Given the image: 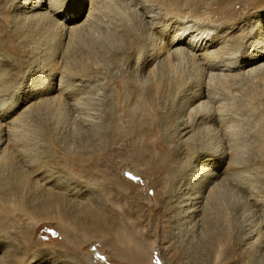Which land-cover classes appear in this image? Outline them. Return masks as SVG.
<instances>
[{"label": "rangeland", "instance_id": "1", "mask_svg": "<svg viewBox=\"0 0 264 264\" xmlns=\"http://www.w3.org/2000/svg\"><path fill=\"white\" fill-rule=\"evenodd\" d=\"M96 5L78 50L69 55L67 39L52 33L45 17L21 13L19 0H0V103L18 106L12 110L20 114L13 130L24 149L13 173L18 180L25 160L43 165L61 183L43 194L31 182L21 186L11 179L8 185L0 179V264H251L256 258L242 254L245 245L240 244L241 254L232 247L239 225L258 224L260 210L248 207L238 213L246 197L224 185L213 199H204L202 217L190 222L180 211L185 202L179 201L188 194L180 189L187 178L178 168L194 147L218 154L225 132L193 115L220 106L222 114H229L235 160L245 165L240 176L264 209V75L243 74L249 67H242L229 76L216 71L206 78L192 53L161 57L148 67L150 72L146 68L148 73L141 65L163 33L171 37L186 23L224 32L229 40L214 48L221 52L218 60L241 61L264 33V0H99ZM75 73L83 80L78 82ZM48 77L81 84L75 102L34 106L40 101L29 96L34 83ZM185 77L210 85L221 102L209 103L206 111L198 102L186 112H174L186 95L178 88ZM150 79L166 82L169 92L146 107L153 136L136 139L129 114L142 97L131 99L128 90L133 85L146 89ZM194 117L193 131L180 139L178 124ZM0 136V141L6 137ZM135 141L145 150L137 151ZM149 156L155 157L156 167L148 164ZM16 202L24 203L28 213ZM59 212L67 219L66 228L57 221Z\"/></svg>", "mask_w": 264, "mask_h": 264}, {"label": "bare ground", "instance_id": "2", "mask_svg": "<svg viewBox=\"0 0 264 264\" xmlns=\"http://www.w3.org/2000/svg\"><path fill=\"white\" fill-rule=\"evenodd\" d=\"M97 1L99 2V0H66L64 2L63 1L62 2H55L53 0H19V6L17 8H18V10H20L21 13H24L25 15L33 16V15H39L40 14L41 16L40 15L39 16L41 18H42V16L45 17L44 21L47 22V24H45V25H49V26L54 28L55 32L53 31L52 33L58 34L63 39H67V42L70 45V46L68 45L69 46L68 53H69V55H71L76 50H78L79 44H80L82 36H83L82 33L84 32L85 29H87V27L89 26V24L92 21V18L95 16V9L97 8L95 6H97L96 5V3H98ZM105 4H107V2ZM220 4H222V3H220ZM223 4H225V3H223ZM220 7H221V5H220ZM223 7L225 8V6H223ZM226 8H227V6H226ZM224 11L225 10H223V12ZM34 17H36V16H34ZM179 25H180V23L178 24V26ZM180 27H181V30H178V31H181V32L177 33V31H176L177 34L175 33V35H172L171 37L168 33H163L161 35L162 42L159 39L157 41V44L155 45V47H153V49L150 51L148 50V52H150L149 58H147L146 61L144 60L143 65H141V66H143L142 67L143 71H146V68L151 66L153 63L155 64L157 59H158L157 61H159V58H161V57L163 59H165L168 55H172V56L177 57L176 55L180 56L181 54H187V56H190L189 53L190 54L192 53L193 59L199 64V66L201 67L200 70L203 72V75H205L206 78L208 75H209V77L211 75L214 76V73L216 71L217 72H219V71L225 72L229 76V74H231V72L232 73H233V71L238 72L236 70L240 69L242 67L243 68L249 67L247 72H244L243 74L252 75V76L253 75H261V74L264 75V33L261 37V40H259V41L256 40L257 43L255 42L256 45L253 46L254 47L253 50L250 51L243 58H241V61L234 60V59L232 61H230V60L227 61V59L226 60H220V59L218 60V56L220 55L221 52H219V50L214 49L218 43H220V45H222L221 43L228 42L227 39L229 40V38L225 34H223L224 32L221 33L222 31L217 30V29L214 32H212V31H210V29H206L205 26H204L205 29H202L203 26H201L202 28L200 27L201 29H199L197 27L194 28L195 25L193 27V25H191V23H189V24L186 23L185 25L182 24V25H180ZM165 31H166V29H165ZM173 33H171V34H173ZM165 37H167V39H165ZM224 46L222 45V48ZM218 47H216V48H218ZM227 56H229V55H227ZM224 57H226V56H224ZM231 59H232V57H231ZM65 63H67V62H65ZM65 65H67V64H65ZM71 67H72V64H71ZM62 69H63V67H62ZM141 69H140V71H141ZM198 69H199V67H198ZM148 70H149V72L151 71L150 68H148ZM86 72H88V71H86ZM196 74H200V73H196ZM234 74H236V73H234ZM71 75H73V74H71ZM180 75H182V74H180ZM82 76H83V74H82ZM220 76H221V74H220ZM223 76H224V74H223ZM76 77L75 78H76V80H78V82L80 80H83V77H81V76L77 75ZM191 77H193V76H191ZM197 77H198V75H197ZM62 78H63V76H62ZM155 78H158V77L155 76ZM159 78H161V77H159ZM186 79L183 78V85L180 84L178 86V88L183 87V89L181 91L186 90V95L181 96L182 100L180 102V106H178L174 112H177L179 114L186 112L190 105L198 103V102H202V104L204 103L206 105L205 108L202 109V110L206 111L207 110L206 107L209 105V103H212V102L218 103L219 101L221 102L220 95H218L216 92H212L209 88L210 85L209 86L207 85L208 87L206 85L204 86V83L201 82V79L193 78L190 81H188L189 78L187 80ZM205 80H207V79H205ZM37 82L34 83L35 86H34L33 90L31 89L32 93L29 95L30 98H40V101L38 100L36 103H34L35 105L33 104L34 106H37L40 103H44L45 101L56 102V103H58L59 106H60V104H62V102H67L68 100L74 101L76 99V96L78 98L77 93L80 91V86H81V84L76 83V81L73 83L71 82V84L69 82H67V84H66V81H64L65 82L64 83L62 81V79L59 80V82H56L54 79L52 80L49 77L48 78H40L39 82L38 83ZM85 82H87V81H85ZM149 82L150 83L147 84L146 89H142V87L139 88L138 86L133 85L131 87L129 86V90H128L129 91V93H128L129 98L132 99V98H136L139 96L142 97V99L140 101L137 100L140 97L136 99L137 103L135 105H133V108L131 109V112L129 114L132 129H134L136 132L135 133V136L137 137L136 139H141L144 136H147V137L153 136V133L151 132V130H152L151 129L152 126H150L151 124L146 125L147 123L149 124L148 119L150 118L149 115H147L146 107H147L148 102L150 100H153V98L155 99V96L157 97L159 95H162L165 92V90H166V92H169V89H167V87H166V85H167L166 82H165V85L160 83V82H156L155 79H154V81L152 80V82L150 79ZM175 82H176V80H175ZM229 84H231V83H229ZM187 86H189V87L187 88ZM152 87L155 88L156 93L152 92ZM173 87H174V90L177 88V86H173ZM189 89L191 90V92L187 93V90L189 91ZM220 90H222V89H220ZM184 98H185V100H184ZM66 99H67V101H64ZM1 101H3V100H1ZM71 101H70V103H71ZM15 106H17L16 103H13V104L7 103V102L6 103H2V102L0 103V123H1L0 132H1V135L6 136L4 139H2L0 141V179L3 182H5V184H8V185L10 184V182L12 180L15 183H19V185H21V186L22 185H28V183L31 182L32 188L37 187V189L41 190L40 193L47 194L48 192H50V190L52 188L56 189L57 185L59 186V185H61V183H60V180L57 179L55 173L49 172V170H47V168H45L43 165L38 166L36 164L35 166H33L34 164H32V163L30 164L29 162L24 160L22 162V164H20V166L21 167L23 166V167L21 168L22 170L19 174V178H18L19 181L16 178L17 174L13 173L14 170H17L18 166H17L16 162H17V160L20 161L19 155L22 154L23 150H24L22 147L23 145L14 137L15 136V132L13 130L14 129V123L16 122L17 117L20 116V114L18 116H16L17 113H12V110L14 109ZM202 107H203V105H202ZM212 108H213V106H212ZM212 108H210V109L208 108V110L206 112H203L200 115H197V113H196L193 116L197 117L196 121H206V124H207V122H208V124L211 123L212 127H213V125H216V127L218 129L220 128L221 130H223L226 134V136H225L226 142L224 144H221V147H220L217 155H215L213 153L204 154L201 150H199V148L194 147L192 149V153L190 152L191 155L187 156L186 162L184 163L183 160L180 161L182 163H180V168H178L179 172H180L179 175H181L182 178H185V177L187 178L184 183H181L182 187L180 186V189L184 188L183 193L188 194V197H186L185 200H182V198H181V201H179L180 204L185 202L180 211H182V212L186 211V214L184 215L183 218H190V220L189 219H187V220H189L191 222L192 220H195L197 217H200V215L203 211L202 206H203L204 199L206 198L208 201L213 199L215 194L220 190V187H223L224 185H229L228 186L229 188L232 187V188L236 189L237 191H240L239 193H242L245 195L246 198L245 197L244 198L246 199V203H239L238 213H239V211L241 212L244 209H247L248 207L251 209H252V207H256L255 208L256 210H260L259 214L257 215L258 217H260V219H258L259 221L257 220L259 222L258 224L257 223L253 224L247 229L245 228L246 225H243L240 223L241 226L239 225V229L236 232V236L238 239H237V242H234L232 248L235 249V251L238 254H241V251H243L242 254L243 253L246 254V253L250 252V256L252 254L254 256L253 258H256V260L254 261L250 257V259L252 260L251 262L252 263L256 262V264H262V263H264V253H263V251H264L263 250L264 249V209H262V207H261L262 202H261V199L258 197V194L254 193L252 190H250L251 186L249 188L247 180L245 181L244 180L245 178L243 179L244 176L243 177L240 176V174L244 171L243 169L245 168V165H241L239 162H237L235 160L236 159L235 151H234L235 146L232 144L231 139H230L231 136L228 133V127L230 126L229 125V122H230L229 119L230 118L227 119L226 116L229 114H226V115L222 114L221 113L222 110L220 111V106H216V108H214V109H212ZM228 112H230V111H228ZM9 114H11V115L9 116ZM141 115H142V117H141ZM186 115H187V113H186ZM195 117H194V121L191 119L193 122L185 120V121H181L178 124L177 130H178V135L180 136V139L185 138L188 134H190L191 131H193L192 130V129H194L193 125L196 123ZM190 118H189V120H190ZM15 126H16V124H15ZM206 128H208V127H206ZM179 136H178V138H179ZM188 139L189 138L185 139V142L188 141ZM180 144L183 145V143H180ZM143 147H144V145L142 146L141 144L136 142V150H137V148H139V150H142ZM201 147H203V146H201ZM179 148H180L179 151L181 150L180 153H183L182 148L181 147H179ZM143 150H145V148ZM215 153H217V152H215ZM140 155L143 158L146 156L144 154H140ZM154 160H155V157L149 156L148 157V164L150 163L151 165L156 167ZM151 162L154 164H152ZM155 167L153 168L150 166L149 169H151L153 171L155 169ZM163 168L164 169L166 168L165 164H164ZM222 171H223V174H222ZM184 175H185V177H184ZM133 184H134V182H133ZM62 186L65 188L70 187V186L67 187L65 185H62ZM173 190H174L173 192L175 193L174 188H173ZM257 191H259V190H257ZM70 192L72 193L71 190H70ZM74 192L76 193L75 190H74ZM76 196H78V195H76ZM170 202H171V200H170ZM205 202H207V201H205ZM16 204L18 205V208H20L22 211L27 212V207H25L26 205L24 203L16 202ZM180 206H182V205H180ZM59 215H60V217H58V219H57L58 223L63 227H65V225H68V224H65V222H64V220H67V219L65 217H63V214H61V212H59ZM201 217H202V215H201ZM95 232H97V231H95ZM245 233H246V237L243 236ZM240 244H242V246L245 245V248H243V250H241V251L239 250ZM261 250H263V251L260 253ZM231 253H233V252H231ZM218 254H219V251H218ZM238 254H236V255L238 256ZM232 255L233 256L228 258L227 262H231L233 260L235 255L234 254H232ZM240 258H241V256H240ZM244 259H245V256H244ZM238 260H240V259L238 258ZM234 261H235V259H234ZM243 261H241L242 264L243 263L245 264V262H243Z\"/></svg>", "mask_w": 264, "mask_h": 264}, {"label": "snow or ice", "instance_id": "3", "mask_svg": "<svg viewBox=\"0 0 264 264\" xmlns=\"http://www.w3.org/2000/svg\"><path fill=\"white\" fill-rule=\"evenodd\" d=\"M129 175V174H126ZM133 179H136L135 177H132ZM100 259H104V257H100ZM157 264H159V261H157Z\"/></svg>", "mask_w": 264, "mask_h": 264}]
</instances>
